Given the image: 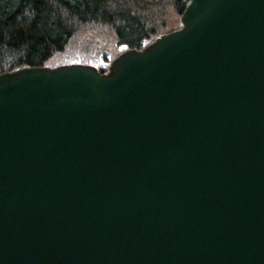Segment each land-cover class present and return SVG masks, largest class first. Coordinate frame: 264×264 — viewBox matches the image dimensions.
<instances>
[{
    "label": "water",
    "instance_id": "95a60500",
    "mask_svg": "<svg viewBox=\"0 0 264 264\" xmlns=\"http://www.w3.org/2000/svg\"><path fill=\"white\" fill-rule=\"evenodd\" d=\"M180 21L0 74V264H264V0Z\"/></svg>",
    "mask_w": 264,
    "mask_h": 264
},
{
    "label": "trees",
    "instance_id": "16d2710c",
    "mask_svg": "<svg viewBox=\"0 0 264 264\" xmlns=\"http://www.w3.org/2000/svg\"><path fill=\"white\" fill-rule=\"evenodd\" d=\"M189 1L0 0V74L47 65L83 32L111 39L118 54L140 50L180 27ZM176 21L179 25L175 28ZM107 55L98 57L101 63L107 62L104 67L96 66L100 73L107 71L116 56L107 60Z\"/></svg>",
    "mask_w": 264,
    "mask_h": 264
},
{
    "label": "rangeland",
    "instance_id": "374dc122",
    "mask_svg": "<svg viewBox=\"0 0 264 264\" xmlns=\"http://www.w3.org/2000/svg\"><path fill=\"white\" fill-rule=\"evenodd\" d=\"M178 25L176 21L174 27L176 28ZM112 42L111 39L101 34L97 33L95 37H89L86 32H83L70 43L64 53L52 58L47 65L55 66L68 63H86L91 65L94 64L93 66L95 67H104L107 62L105 64L101 63L98 60L99 55L106 53L108 55L105 58L111 60L115 55L117 56L119 52L115 49L113 50Z\"/></svg>",
    "mask_w": 264,
    "mask_h": 264
}]
</instances>
